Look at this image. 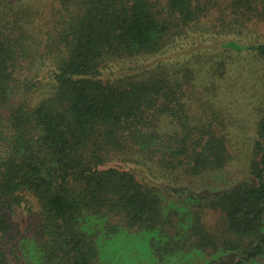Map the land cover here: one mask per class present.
Here are the masks:
<instances>
[{
    "label": "trees",
    "instance_id": "trees-1",
    "mask_svg": "<svg viewBox=\"0 0 264 264\" xmlns=\"http://www.w3.org/2000/svg\"><path fill=\"white\" fill-rule=\"evenodd\" d=\"M0 264H264V0H0Z\"/></svg>",
    "mask_w": 264,
    "mask_h": 264
},
{
    "label": "rangeland",
    "instance_id": "rangeland-1",
    "mask_svg": "<svg viewBox=\"0 0 264 264\" xmlns=\"http://www.w3.org/2000/svg\"><path fill=\"white\" fill-rule=\"evenodd\" d=\"M236 91H237V90H236V88H235V89H233V92H232V93H236Z\"/></svg>",
    "mask_w": 264,
    "mask_h": 264
}]
</instances>
